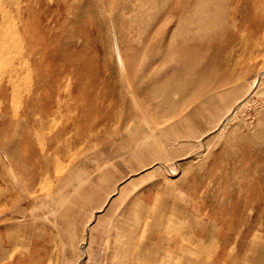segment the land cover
I'll return each mask as SVG.
<instances>
[{"label":"rangeland","instance_id":"374dc122","mask_svg":"<svg viewBox=\"0 0 264 264\" xmlns=\"http://www.w3.org/2000/svg\"><path fill=\"white\" fill-rule=\"evenodd\" d=\"M247 144L264 0H0V264H264Z\"/></svg>","mask_w":264,"mask_h":264},{"label":"crops","instance_id":"0c3cea01","mask_svg":"<svg viewBox=\"0 0 264 264\" xmlns=\"http://www.w3.org/2000/svg\"><path fill=\"white\" fill-rule=\"evenodd\" d=\"M209 137H211V135L209 136ZM206 141H207V139H206ZM255 148V149H254ZM243 149H247V151H251V149H253V151H256L257 152V154L260 152V150L261 149H264V147L263 146H260V145H255V146H253V145H249V144H247V145H245V148H243ZM252 151V152H253ZM248 153V152H247ZM216 157H219V160L218 161H220V165L219 166H217L218 167V170H216L215 171V176H217L218 174H222V172L225 170V171H227V168L228 167H231L232 166V171L235 173V174H237L238 172H236V170H237V168L240 166L239 164L237 165V163L235 162V160H233V156H222V155H218V156H216ZM231 165V166H230ZM258 167H257V169L252 173V180L253 181H251V182H249V189H252L253 187H254V182H257V183H259L260 182V173H264V168L263 169H259V165H257ZM239 170H240V172L239 173H241V169L239 168ZM231 171V172H232ZM240 175V174H239ZM218 178L217 177H215V181L217 180ZM238 180V179H237ZM239 181V180H238ZM245 188V186H243V189ZM136 198H138V197H136ZM140 199V198H139ZM250 204H253L252 202L250 203Z\"/></svg>","mask_w":264,"mask_h":264},{"label":"bare ground","instance_id":"6f19581e","mask_svg":"<svg viewBox=\"0 0 264 264\" xmlns=\"http://www.w3.org/2000/svg\"><path fill=\"white\" fill-rule=\"evenodd\" d=\"M234 114V113H233ZM4 180V179H3ZM5 190V189H4ZM13 212H14V210H13ZM1 256H3V255H1ZM1 258V257H0ZM7 259V258H6ZM4 260H5V258H4Z\"/></svg>","mask_w":264,"mask_h":264}]
</instances>
